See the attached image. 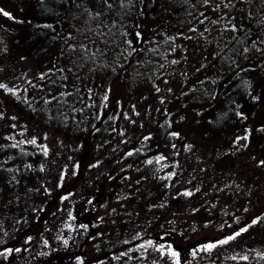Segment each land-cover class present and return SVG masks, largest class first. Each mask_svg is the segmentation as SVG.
Segmentation results:
<instances>
[{
  "label": "trees",
  "instance_id": "trees-1",
  "mask_svg": "<svg viewBox=\"0 0 264 264\" xmlns=\"http://www.w3.org/2000/svg\"><path fill=\"white\" fill-rule=\"evenodd\" d=\"M29 4L16 10L19 26L0 24V43L8 44H0V62L37 67L27 82L0 70V264H56V256L59 264H82L86 248L90 264H264V213L249 224L239 217L235 233L200 243L184 258L175 246L183 235L221 231L247 201L248 186L236 184L234 172L247 149L264 154V119L250 141L241 132L232 147L226 136L238 132L237 113L249 115L248 102L264 88V0L233 1L238 14L218 20L208 38L190 32L205 0ZM144 28H151L145 37ZM196 51L212 71L198 85L193 72L189 103L211 106L195 114L199 139L184 143L172 135L165 103L155 100L167 90L139 91L166 79L160 72L169 53H180L189 68ZM119 84L122 96L105 112ZM85 141L91 162L78 185L63 191L68 164ZM101 187L99 215L90 219L86 206H95ZM259 200L264 190L254 204ZM35 229V240L22 245Z\"/></svg>",
  "mask_w": 264,
  "mask_h": 264
},
{
  "label": "rangeland",
  "instance_id": "rangeland-1",
  "mask_svg": "<svg viewBox=\"0 0 264 264\" xmlns=\"http://www.w3.org/2000/svg\"><path fill=\"white\" fill-rule=\"evenodd\" d=\"M233 1L236 0H208L203 12V16H199L196 20V25L198 26L193 28V31H190L194 34V37L203 35V37L208 38L213 36L212 34L215 26L217 25L216 22H218V20L224 19L226 24L227 21L234 16V14H238V11H232ZM29 3L30 0H0V10H2L0 11V24H2V22H6L12 25L13 27L17 25L19 26L20 22L17 17L19 13L16 12V10H22L24 7L30 6ZM230 6L231 10L225 15V12L229 10ZM30 9H28V11H30ZM3 12L10 13L12 18L4 16ZM171 14L173 16L174 12H172ZM204 17L206 19L205 21ZM202 27H204L205 29H203ZM224 27V25H221L218 30H223ZM150 31L151 28H148V31L147 28H144L143 33L141 32L142 36L145 37L147 32ZM0 44L3 46V48L8 46L6 42ZM195 54L197 55L196 60L193 63L192 67L189 66L188 68L185 66V62L180 60L182 58V56L180 57V53H169L168 56H166L167 64L161 67L160 72L166 75V79H160L159 81H157L158 84H156L157 82H155L154 80H151L144 89H140L139 91V95L140 97H142L149 94L150 89H154L150 85H157L163 88L164 90H167L166 92H162V89L159 90L156 94L155 100L159 104L165 103L166 111L169 113L168 116L170 118L172 130L178 134V140L184 143L187 141H192L193 139H199L201 135H198V137L197 135H193L194 132L198 131L195 127V123L197 119H199V116L195 114L200 111H205L208 109V107L211 106L210 103H207L206 105L200 103L198 105H196L195 103H189L191 101L194 84V79L192 75L193 72H196V75H200V78L198 77V79L196 80V84L198 85V82H201L200 79H204L207 77V71H212L209 68H204V61H201L202 58L199 56L198 51H196ZM192 57L194 58L193 54ZM3 58H5L4 54H0V61H2ZM2 66L6 67V69L2 70ZM36 69V64L29 60L15 63L13 65L4 64L0 62V70H2L3 72L11 73V78L14 80L16 78L22 77L24 79V82H27L36 74ZM180 71H185V75L182 76ZM162 74L160 75L162 76ZM202 74H204V77L202 76ZM124 84L123 86L120 84V86H112L113 91L111 89L110 96L108 97V101L105 104V112L109 111L111 103L118 96L119 98L122 96ZM254 87L256 88V85H254ZM256 89L257 91L255 93L257 98L253 100L250 99V101L248 102L250 114H243L242 117H240L239 115V126H237V131L239 133L236 132L234 135L231 134L229 136H226V140H228L229 144L232 147H234L238 142L243 140L242 136H240L241 132L244 134L246 133L247 139L248 141H250V139L253 138L251 137L253 131H257L259 129L258 127L256 129V126L259 125L260 119H264V88H262L261 85V87ZM175 92L177 94H174ZM248 92H252V88H250ZM247 93H245L243 97L248 98ZM180 95L181 97L179 98ZM173 97L175 98V100H172ZM206 119H204L203 124ZM255 138L256 137H254V139ZM200 145L204 146L203 143H200ZM179 148L180 149L178 150V154L181 156L182 147ZM244 149L245 148H243V150ZM162 151L164 156L168 157L169 159H172L175 156L174 151H169L166 148H164ZM204 152H207V150L204 149ZM209 152L213 155L214 158H217L216 156H214V153L216 152L214 151V149H210ZM89 153L90 148L85 141L82 144L81 148H79V150L72 156L68 164L66 170V180H70L67 181L68 185L63 191L69 192L70 190L74 189L76 185H78V181L81 175L83 174L87 165H89L91 162L89 159ZM240 156L244 160L241 162L240 166H237V168L235 169L234 180L236 181V184H239L241 181L242 185L248 186L246 187V190L243 191L244 193H247V201H243V203L239 205L238 209L234 211L233 215L229 218V222L221 231L213 233L211 231L202 230L200 232H194L191 234L183 235L182 237L175 238L176 245H174L176 246L178 252H181L182 258H184L190 252L191 249H193L200 243H204L209 240H214L222 236H227L235 233L240 227L236 226L239 217L243 219L242 223L249 224L253 218L258 217L259 215L264 213V200H259L256 204H254V200L258 198L260 192L264 190V163H262L264 162V154L260 151V148H255L254 146V148H250L249 150L247 149L246 151H244ZM181 158L183 159V157ZM259 185L263 187H261V189L253 190L255 188H260ZM104 193L105 188L103 187L98 190H95L93 193V195H96L95 206L85 205L88 214H90V217L88 216L90 219H95L96 217H98V203L100 202L99 200L100 198H102ZM239 200H241V198H239ZM54 205L55 202H52L50 207L48 206V209L51 210ZM38 231L39 230L35 229L27 232L22 239L23 241H25L22 245H27L34 241L38 234ZM81 257L82 258L79 261L82 264H90L92 261L90 251L87 248ZM61 260H63L61 256L54 257V261L56 262V264H59ZM29 262H27L26 264H38L33 263V261H31L30 263Z\"/></svg>",
  "mask_w": 264,
  "mask_h": 264
},
{
  "label": "snow or ice",
  "instance_id": "snow-or-ice-1",
  "mask_svg": "<svg viewBox=\"0 0 264 264\" xmlns=\"http://www.w3.org/2000/svg\"><path fill=\"white\" fill-rule=\"evenodd\" d=\"M205 3H207V0H205ZM0 11H2V10H0ZM3 15L4 16H6V17H9V18H12L11 17V14L10 13H8V12H3ZM97 15H99L98 13H97ZM233 30H235L234 28H233ZM245 52L247 51V49H245L244 50ZM0 87H4L3 85H0ZM237 115H241L240 113H237ZM173 136H176V135H178L177 133H173L172 134ZM238 139H240V138H238ZM243 139H247V136H245ZM32 143H35V141L33 140L32 141ZM149 162H151V161H149ZM262 163H264V162H262ZM186 195H190L191 193H185ZM255 222V221H254ZM240 233L238 232V233H236V235H239ZM234 237H229L228 239H233ZM228 241L227 240H224V241H221V243H227ZM209 247H212V245H210ZM173 256H175L176 255V253L175 252H172L171 253Z\"/></svg>",
  "mask_w": 264,
  "mask_h": 264
}]
</instances>
